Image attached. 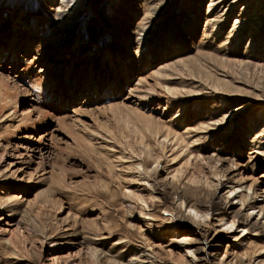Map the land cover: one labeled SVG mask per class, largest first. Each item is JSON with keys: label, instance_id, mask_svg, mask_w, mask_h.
Listing matches in <instances>:
<instances>
[{"label": "rangeland", "instance_id": "rangeland-1", "mask_svg": "<svg viewBox=\"0 0 264 264\" xmlns=\"http://www.w3.org/2000/svg\"><path fill=\"white\" fill-rule=\"evenodd\" d=\"M246 1L216 30L212 0H84L63 27L57 0H0V264H264V23L230 33ZM145 17L178 54L148 60Z\"/></svg>", "mask_w": 264, "mask_h": 264}, {"label": "bare ground", "instance_id": "bare-ground-1", "mask_svg": "<svg viewBox=\"0 0 264 264\" xmlns=\"http://www.w3.org/2000/svg\"><path fill=\"white\" fill-rule=\"evenodd\" d=\"M59 3L57 4V7H55L56 13L58 15H61V17L59 18V25H61V27L66 26L69 24V20L73 17V15L75 14L76 10L79 9L82 5V2L84 0H57ZM169 0H167L168 2ZM241 0H233V1H229V0H212V2L210 3V10H212L217 4L221 3L225 4L224 9L225 12H222L220 14L219 17L217 18H213L211 19V23L214 24L213 27H216L218 30L220 28V25L222 26L224 23L227 22L226 20V15L227 13H229V11L233 10L236 3L239 2ZM258 5H260V7L257 10H254L252 12L248 11V8L252 7L251 5H253V2H255V0H247L243 10L240 11L237 16L234 19L233 22V27H231V34L235 35L237 34L238 36L240 35H244L245 32H247L248 30L257 27L258 24L263 25L264 23V0H256ZM262 1V2H261ZM157 9V8H156ZM155 9V10H156ZM154 12V10H153ZM250 13V14H249ZM155 15V14H154ZM149 16V15H148ZM213 16V14H212ZM243 23V27L241 29V31H238L237 24H241ZM140 26H139V33L137 34V40L139 42V49L141 50H145L148 52L147 55H149V59L148 60H152V62H154L153 60H158L161 58H165L166 56L170 55V54H178V51L175 50V46L173 47L172 52L171 51H167V53L165 52H157V51H153L152 52V47L151 45H149V38L151 36V34L154 32L153 28L149 27L150 24L148 25V18H142L141 21L139 22ZM157 32V30H156ZM215 32V31H214ZM158 33V32H157ZM229 33L228 36H230L231 34ZM239 33V34H238ZM2 35V33L0 32V36ZM162 38V37H161ZM240 40V39H239ZM227 43V42H226ZM257 45V43L254 44V47ZM10 47V46H9ZM164 47V46H163ZM170 52V54H168ZM17 53V50H12V54L15 57ZM162 54V55H160ZM251 54V52H247L246 56L244 57V59L238 60L240 62H243L244 60L247 61L249 58V55ZM118 56V55H117ZM110 58V62L111 64H113L112 60H113V56L112 54L109 55ZM247 59V60H246ZM244 63V62H243ZM127 64L125 65V68H127ZM226 72V71H225ZM224 73V72H223ZM201 84V83H200ZM209 85V84H208ZM223 85V84H222ZM203 86V84H202ZM206 87V86H205ZM200 88V87H199ZM208 88V87H207ZM202 89V87H201ZM205 89V88H204ZM2 91V89H1ZM198 91V90H197ZM220 91V90H219ZM196 92V91H195ZM224 92V91H223ZM3 93V92H2ZM5 94V93H4ZM221 94V93H220ZM229 94V93H228ZM219 95V94H218ZM4 96V95H3ZM229 97V96H228ZM6 98V97H5ZM3 99V98H2ZM10 99V98H9ZM226 99V98H225ZM228 101V100H227ZM1 102H6L7 103V99L2 100ZM9 102V101H8ZM226 102V101H225ZM8 105V103H7ZM6 105V106H7ZM4 105L2 104V107ZM12 106L8 107L9 109H11ZM1 108V107H0ZM4 108V107H3ZM1 108V109H3ZM6 108V107H5ZM1 111V110H0ZM228 115V114H227ZM211 128V127H210ZM202 135V134H201ZM256 143L258 144V146H262L264 145V127L255 135L254 137ZM40 145V144H39ZM37 146V145H36ZM258 148V147H257ZM32 149V148H31ZM258 150V149H257ZM39 151V150H38ZM258 152V151H257ZM252 157V156H251ZM250 162H253V160L250 158ZM255 164V163H254ZM254 186L250 185L248 186V189L251 190L253 189V196H255V193L257 192L255 188H253ZM235 190V189H234ZM234 190L230 191V194H232V192H234ZM238 191H243V190H238ZM236 195V193L234 194ZM242 206H246L248 205V203L250 202L249 200V196L246 195L245 197H243L242 199H240ZM252 201V199H251ZM239 202V201H238ZM193 211V212H192ZM264 209L261 208V212L263 213ZM189 214L194 216V217H199V215L197 214V212L195 211V209H189ZM202 216V215H201ZM209 218L208 214H205L202 216V221H205ZM196 219V218H195ZM198 219V218H197ZM249 220V219H248ZM244 223V222H242ZM235 225V220H232L231 222H225L222 224L220 231H225V233H233L234 230H232V227ZM224 229H223V228ZM223 229V230H222ZM243 231H246V228H243Z\"/></svg>", "mask_w": 264, "mask_h": 264}]
</instances>
